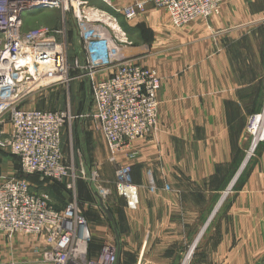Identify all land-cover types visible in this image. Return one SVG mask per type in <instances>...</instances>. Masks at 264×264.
Instances as JSON below:
<instances>
[{
    "label": "rangeland",
    "instance_id": "rangeland-1",
    "mask_svg": "<svg viewBox=\"0 0 264 264\" xmlns=\"http://www.w3.org/2000/svg\"><path fill=\"white\" fill-rule=\"evenodd\" d=\"M120 2L123 5L117 11L136 2L144 6L130 21L109 8L110 28L116 24L111 34L124 38L131 47H144L134 58L135 64L154 70L159 80L168 81L170 91L157 101L155 127L129 145L133 159L125 154L111 159L101 132L88 116L93 107V80L80 77L77 70H70L67 85L32 92L20 104L26 109L70 113L62 146L74 189L64 201L70 203L75 197L78 216L87 226L91 254L95 255L102 239L109 237L118 248L120 264H148L141 244L131 247L134 244L129 246L120 235L132 226V230L143 232L144 239L146 231L156 227L153 216H132L129 223V209L136 201L134 176L130 175L134 197L119 190L116 176L121 167L128 166L131 174L134 170L145 178V172L154 180V185H147L148 192L177 193L182 201V210L175 218L177 239L170 240L172 229L161 225L169 246L155 254L162 253L167 264H264V0H220L216 14L181 26L175 25L166 11L155 8L151 0ZM38 15L39 26L61 25L56 10ZM31 16L35 15L25 16L29 24ZM73 44L76 47V42ZM224 51L236 84L243 87L236 92L243 102L225 106L202 103L209 99L208 87L215 76L208 66ZM68 57L71 63L80 57L72 45ZM100 74L95 75V81ZM193 83L204 88L200 104L191 101ZM1 130L6 131L2 125ZM16 163L8 149L0 147L3 179L8 171H17ZM39 182L44 184L40 178ZM61 195L51 201L52 206H61ZM81 198L95 209H84ZM142 238L137 239L142 242ZM41 247L42 240L31 236L0 237V264L34 260L33 255L40 257Z\"/></svg>",
    "mask_w": 264,
    "mask_h": 264
},
{
    "label": "built area",
    "instance_id": "built-area-1",
    "mask_svg": "<svg viewBox=\"0 0 264 264\" xmlns=\"http://www.w3.org/2000/svg\"><path fill=\"white\" fill-rule=\"evenodd\" d=\"M93 1L128 21L144 6L136 2L117 11L110 0H0V125H8V130L0 131L4 137L0 147L18 160L23 175L63 182L71 192L73 177L62 146L70 113L23 108L20 104L28 94L67 85L70 70L93 80L88 116L101 132L112 160L121 154L132 160L131 142L146 136L157 123L159 77L154 70L118 58L119 44L111 34L116 24L110 28L111 17ZM151 4L181 26L216 14L220 0H151ZM45 10L58 11L61 25L24 28L25 16ZM69 25L80 56L72 63ZM105 70H111L109 75L95 81V75ZM130 175L128 166L117 172L119 190L131 186ZM15 235L42 240L40 257L19 264L118 263L119 251L113 243L90 255L87 226L78 216L74 196L57 211L46 193L32 191L28 181L19 177L0 183V237Z\"/></svg>",
    "mask_w": 264,
    "mask_h": 264
},
{
    "label": "crops",
    "instance_id": "crops-1",
    "mask_svg": "<svg viewBox=\"0 0 264 264\" xmlns=\"http://www.w3.org/2000/svg\"><path fill=\"white\" fill-rule=\"evenodd\" d=\"M129 1V0H124ZM110 3H112L113 9H119L123 4H120V0H110ZM132 27V25H130ZM115 39L119 44L118 48V58H125L130 59L134 61V58H137L140 54L143 53L144 47H131L129 44L124 42L123 39H119L115 34ZM123 37V36H122ZM73 50L76 51L78 48L77 46L74 47V44L72 45ZM215 57V56H214ZM215 62L212 65L208 66L209 73H214V81L213 84L208 87L209 93L207 94V100H204L202 103L212 104V105H219V106H225L227 104L235 103H242L243 101L239 100V96L236 94L237 91H240L243 89V87L237 85L235 82V77L233 76L232 67L228 61V57L226 54V51H224L222 54L215 57ZM135 62V61H134ZM218 62V63H216ZM111 70H105L103 73L99 75L100 79L106 78ZM82 73H80L81 76ZM85 79V78H84ZM161 87L160 91L157 95V101L159 100V97L163 95L164 92H167L168 95L170 94L168 88V81L160 80ZM167 87V88H166ZM191 89V101L193 103L200 104V98H205L204 95V88L203 87H196V84L193 83V86L190 87ZM165 90V91H164ZM160 94V95H159ZM174 98V97H173ZM188 98V96H187ZM238 99V100H237ZM247 103V102H246ZM159 104V103H158ZM5 130H8V125L6 124L4 126ZM224 130V129H223ZM64 147V146H63ZM64 150V148H63ZM121 156V155H119ZM118 156V157H119ZM8 162V161H7ZM7 178L3 179V176H0V183L8 178H15L17 177V171L16 172H9L6 173ZM140 172L134 171L131 175L134 176V179L132 180V184L134 185V188L136 189V201L134 203L133 208L129 209V223L130 218L132 216L134 217H147L153 216L152 218V225L156 226L151 230V232H147L144 234V239L142 238L143 232L139 230H132V226L128 227L127 232L120 231V235L122 238V241L125 240L128 242V245L131 247H136L137 243L139 242L141 253L143 250H146V255L149 259H146L148 264H167L168 260L164 259V255L161 253L160 255H156L155 251L159 249H165L169 246V239L170 240H176L177 239V232H178V223L176 221V217L181 212L182 209V201L180 197L177 195V193L170 194V195H163L161 192L159 193H150L147 191V185H154L155 182L153 179H149L147 177V174L143 172V175L145 178H140L138 175ZM41 180V179H40ZM29 186L32 191H40L38 193H42L44 190L47 191L48 186L47 184H42L39 182V180H28ZM50 184V183H49ZM45 192V191H44ZM54 199H51L53 201ZM55 201V200H54ZM56 205V203L54 204ZM53 205V206H54ZM80 205L84 209H95L93 207V204L85 201L84 199H80ZM193 212V210H192ZM164 218V219H163ZM163 219V220H162ZM90 223V221H87ZM171 228L173 233V237L166 238V235L164 233L165 229L163 230V227ZM161 226V227H160ZM163 230V231H162ZM156 235V236H155ZM139 236V237H138ZM137 238H142V242H140ZM161 239V240H160ZM163 239V241H162ZM124 242V241H123ZM125 242V243H126ZM109 237L102 239L101 243L99 244V247H101L104 244H108ZM24 247V246H22ZM148 250V251H147ZM150 251V252H149ZM149 252V254L147 253ZM140 253V254H141ZM34 259L36 258V255H33ZM39 258V257H38ZM36 258V259H38ZM156 258L159 260L157 261ZM33 259V258H32ZM119 260H118V263Z\"/></svg>",
    "mask_w": 264,
    "mask_h": 264
},
{
    "label": "trees",
    "instance_id": "trees-1",
    "mask_svg": "<svg viewBox=\"0 0 264 264\" xmlns=\"http://www.w3.org/2000/svg\"><path fill=\"white\" fill-rule=\"evenodd\" d=\"M92 3L94 5H96L97 7H99L100 10H102V11L108 13V14H110L112 12L109 8H107L106 6H104L102 3L98 2V1H93ZM29 21L31 22L30 24L27 23V20H25V24H24V28L25 29L39 26L38 23L41 21V15L37 14L35 16H31V17H29ZM29 26H31V27H29ZM54 27H57V26H54ZM69 29H70L69 32H68L69 33L68 34L69 35V40L71 42H74V32H73L72 25H69ZM16 161H17V163H16L17 177L26 179L27 181L30 180V179L31 180H39V178H40L42 181H44V184H47V186H49L47 191L44 190L45 192L43 191L42 193H46L50 197V199H54L55 201H57V198L62 197L61 194L63 193V198L58 199V200H63V203H60L61 206L54 205L53 208L55 210L60 211L69 203V202L64 201V199H66L68 201L69 196H70V194H69L70 192H69V190L66 189L65 183L51 181V180L43 178V177H41L39 175H23L19 171L18 160L16 159ZM49 183H50V185H49ZM52 186H53V191L51 190ZM34 192L38 193L40 191H38V190L36 191L35 190ZM100 249H101V247H99L98 252L100 251ZM98 252L95 255H97ZM89 253L92 256L90 249H89Z\"/></svg>",
    "mask_w": 264,
    "mask_h": 264
},
{
    "label": "bare ground",
    "instance_id": "bare-ground-1",
    "mask_svg": "<svg viewBox=\"0 0 264 264\" xmlns=\"http://www.w3.org/2000/svg\"><path fill=\"white\" fill-rule=\"evenodd\" d=\"M122 179H125V177H123ZM120 191L123 192L124 194L131 196V197H134V195H135L134 188L131 186H128V187L122 186V187H120Z\"/></svg>",
    "mask_w": 264,
    "mask_h": 264
},
{
    "label": "water",
    "instance_id": "water-1",
    "mask_svg": "<svg viewBox=\"0 0 264 264\" xmlns=\"http://www.w3.org/2000/svg\"><path fill=\"white\" fill-rule=\"evenodd\" d=\"M98 202H99V206L102 209V211L107 215L108 219L111 221V216H110L108 210H106V208L103 206L102 200L98 198Z\"/></svg>",
    "mask_w": 264,
    "mask_h": 264
}]
</instances>
